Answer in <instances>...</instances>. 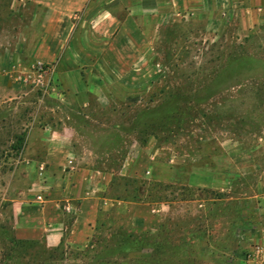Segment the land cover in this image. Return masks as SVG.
I'll list each match as a JSON object with an SVG mask.
<instances>
[{
  "label": "rangeland",
  "instance_id": "rangeland-1",
  "mask_svg": "<svg viewBox=\"0 0 264 264\" xmlns=\"http://www.w3.org/2000/svg\"><path fill=\"white\" fill-rule=\"evenodd\" d=\"M40 14L0 0V264H264V10L88 0L64 59L81 98L65 105L60 79L46 93L16 80ZM46 126L74 128L94 157L102 208L83 246L67 241L70 215L60 244L31 236V205L62 186L26 160L44 155Z\"/></svg>",
  "mask_w": 264,
  "mask_h": 264
},
{
  "label": "crops",
  "instance_id": "crops-1",
  "mask_svg": "<svg viewBox=\"0 0 264 264\" xmlns=\"http://www.w3.org/2000/svg\"><path fill=\"white\" fill-rule=\"evenodd\" d=\"M30 1L41 7V18L36 21L37 34L33 36L35 41L32 53L37 59L49 65L53 64L52 78L60 79L56 86L62 92L59 98L63 105L70 103L74 98L80 99L79 96L71 95L82 90L79 71L77 66L69 61L65 62L64 59L68 55L66 50L69 49L68 44L74 35V17H77L88 0ZM245 2L246 6L253 10H264V0H245ZM61 116L62 119L71 117L69 113ZM32 131H35L33 127L28 134ZM37 134L48 140L42 145L44 155L42 158L39 157L40 159L34 157L26 160L58 170L60 174L55 178H58L60 183L62 181V186L49 191L48 198L46 197L44 201L39 199L41 202H38V205H31L36 211L28 219V223L30 221L33 223L31 225L33 228L30 229L34 230L31 231H35L30 235L42 236L48 246H56L63 239L65 217L70 215L72 221L67 241L74 246H83L92 235L98 212L102 208V199L94 194L99 185V179L96 178L98 171L91 167L94 157L85 154L89 150L86 144L76 142L74 128L72 134H68V138H63L60 130L48 126L37 131ZM62 201L65 202L63 208L60 207ZM260 205L264 208V196Z\"/></svg>",
  "mask_w": 264,
  "mask_h": 264
},
{
  "label": "built area",
  "instance_id": "built-area-1",
  "mask_svg": "<svg viewBox=\"0 0 264 264\" xmlns=\"http://www.w3.org/2000/svg\"><path fill=\"white\" fill-rule=\"evenodd\" d=\"M53 72L54 68L52 64L49 65V63L36 59L29 67L18 72L16 80L20 84L46 93L49 90H55L52 82ZM40 198L38 196V199Z\"/></svg>",
  "mask_w": 264,
  "mask_h": 264
},
{
  "label": "trees",
  "instance_id": "trees-1",
  "mask_svg": "<svg viewBox=\"0 0 264 264\" xmlns=\"http://www.w3.org/2000/svg\"><path fill=\"white\" fill-rule=\"evenodd\" d=\"M122 239H124V238H122Z\"/></svg>",
  "mask_w": 264,
  "mask_h": 264
}]
</instances>
